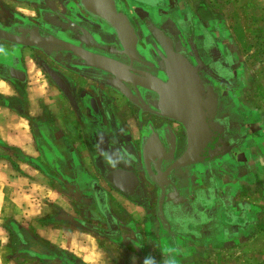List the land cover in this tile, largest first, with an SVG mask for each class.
Returning <instances> with one entry per match:
<instances>
[{
	"label": "crops",
	"instance_id": "crops-1",
	"mask_svg": "<svg viewBox=\"0 0 264 264\" xmlns=\"http://www.w3.org/2000/svg\"><path fill=\"white\" fill-rule=\"evenodd\" d=\"M171 1L185 4L234 48L233 34L209 3ZM169 3L0 0V28L12 33L13 27L41 28L50 21L64 28L58 37L69 43V26L82 25L76 11L85 6L97 45L108 50L114 37L120 46L112 47L129 53L130 38L136 50L128 26L138 17L134 10L160 17L157 7L166 11ZM41 49L0 38V264H264V106L251 95L238 52L244 86L236 95L256 113L257 131L234 154L215 158L207 156L213 145L204 147L202 140L213 119H199L196 109L204 100L193 101L179 83L180 67L175 76L165 75L157 64L133 69L90 52L83 57L87 68L105 70L92 58L110 64L107 73L135 74L132 87L142 102L52 66L66 75L69 98L44 77Z\"/></svg>",
	"mask_w": 264,
	"mask_h": 264
},
{
	"label": "flooded vegetation",
	"instance_id": "flooded-vegetation-1",
	"mask_svg": "<svg viewBox=\"0 0 264 264\" xmlns=\"http://www.w3.org/2000/svg\"><path fill=\"white\" fill-rule=\"evenodd\" d=\"M126 1L130 2V0ZM155 2L159 5L162 3V0H155ZM169 2L170 7L166 9V11L163 9L160 10L161 6L157 7L160 17H154L155 15H153V17L145 16L141 12L134 10L138 17H133L134 19L130 20L128 26L134 31L136 50L132 49L133 38H130L126 41L130 54L124 52L125 50L123 48L118 49L116 47V45L120 46V43H117L114 37L108 40V42H110L108 50H105L103 46L100 47L97 45L95 40L98 42L99 39H95V37L89 33L90 31H88L97 29L95 26L96 24L85 16V14H90L88 10L86 11L85 6H82L83 13L79 10L76 11V17L82 21V25L73 23L69 26L72 31V39L69 40V43L58 37L59 35L57 32L60 33L59 31H63L62 29L64 28H61V26L55 27L48 20L45 27L43 25L41 28L36 26L31 28L13 27L14 29L10 28L12 30L10 32L16 34L20 33L19 31L22 29L23 33H21V36L24 34L27 39L32 38L34 40L54 38V41L57 43H42L44 48L41 50H43L47 59L59 65L63 70L69 69L77 74L89 76L93 80H100V82L107 85H112L115 90L118 89V94L121 93L119 86H122L129 91L136 100L140 99L139 102H142V98L139 97L137 90H134L132 87L133 81L139 80L135 74L124 73L122 71L120 75H115L107 73L100 68H87L83 66V63H85L83 59L84 55H91V53L94 52L96 57L102 58V54H108L109 56H114V58L123 61L133 69L154 70L156 69L154 65L157 64L164 70L165 75H169L170 72L172 76H175L174 72L177 70V67H180L181 80L179 83L189 88L190 97L193 101L197 99V102H201L200 99L197 98L198 96L202 97L204 100L203 106L199 104L196 109L199 119H213L209 129L204 126V138H202V140L206 142L208 139L206 134H208V143L203 142V145L204 147L210 144L213 145V155L208 153L207 156L217 158L223 154H227V156L232 155L238 147L245 145L252 131H257L256 126L258 124L256 120L257 116H255L256 113H249L240 102V98L236 95V92L244 86V77L243 74L240 73V63L237 52L233 48L231 40L226 39L225 36H218L209 26L195 19L194 15L188 10L185 4L174 7L172 6V1L169 0ZM127 4L126 2V5ZM160 19L161 24L158 23ZM124 22L122 30L127 33L128 26ZM149 23H152L159 30L156 34L152 33L153 31L150 29L151 25H149ZM145 26L149 29L151 35H145L142 32V29L145 30L143 28ZM28 30L29 32L26 34ZM154 38L158 40L161 47L154 41ZM62 43L69 44L73 49H66V45L64 46ZM112 43L116 45L112 47ZM143 45H145L151 55H146V53H144L142 48ZM80 54L83 56H80ZM47 63L48 62L42 63L44 70L46 71V68L52 69L69 90L71 85H68L66 75L63 74L61 70L55 67L52 68V66H49ZM75 68L79 69V72L75 71ZM85 68H87V70H84ZM119 79L127 84H122ZM53 82L59 86L55 81ZM194 86H197V88L194 89ZM132 90L134 91L133 93L131 92ZM61 91L63 90L61 89ZM92 91L96 98L99 94L102 96L101 91H96V89L93 88ZM70 95L73 97L71 92ZM88 102L90 106L95 109L94 101L89 99ZM91 111L93 112V110ZM206 159H208V157Z\"/></svg>",
	"mask_w": 264,
	"mask_h": 264
},
{
	"label": "rangeland",
	"instance_id": "rangeland-1",
	"mask_svg": "<svg viewBox=\"0 0 264 264\" xmlns=\"http://www.w3.org/2000/svg\"><path fill=\"white\" fill-rule=\"evenodd\" d=\"M209 3L233 34L234 49L249 73L251 95L264 106V0H201ZM49 66L58 67L47 59ZM49 60V61H48ZM62 69V68H59ZM43 75V74H42ZM44 77L53 82L45 71ZM49 78V79H48ZM49 84H53V83ZM47 84V82H46ZM61 105H65L64 99ZM22 257V255L20 254Z\"/></svg>",
	"mask_w": 264,
	"mask_h": 264
},
{
	"label": "water",
	"instance_id": "water-1",
	"mask_svg": "<svg viewBox=\"0 0 264 264\" xmlns=\"http://www.w3.org/2000/svg\"><path fill=\"white\" fill-rule=\"evenodd\" d=\"M109 19L110 21H112L111 18H107ZM115 25V24H113ZM118 31H120L119 27L118 26H114ZM28 32V31H27ZM26 32V34H27ZM32 34V33H31ZM0 38L3 39V40H7V41H11V42H16V43H20V44H24V45H27V46H37V47H40V48H44L43 47V44L44 43H52V42H56L54 41V38H42V39H39V40H34V39H27L25 37V35L23 34V36H17V35H14L12 33H9L5 30H3L2 28H0ZM41 43V44H40ZM43 43V44H42ZM57 43V42H56ZM63 45V43H62ZM67 46V47H70L69 44H64V46ZM71 49H73L72 47H70ZM80 56H83L80 54ZM91 60L90 62L93 64V66H98V67H101V68H104L105 70L107 71H113V68L110 67V64L107 63V65H104L99 62L98 60H94V59H89ZM46 71L48 72L49 76L53 79V81H55L59 87L63 90V92L69 97L71 98V95H70V92L69 90L67 89V87L65 86V84L63 83V81H61V79L57 76V74L52 70V69H48L46 68ZM122 87V86H121ZM119 86V89L121 90V92L127 96L130 100H133L134 102H136V98L127 90H124L123 88H121ZM208 142V139L207 141ZM204 142V143H206Z\"/></svg>",
	"mask_w": 264,
	"mask_h": 264
}]
</instances>
